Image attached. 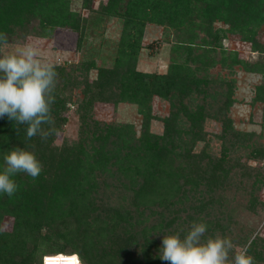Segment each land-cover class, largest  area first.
<instances>
[{"label":"trees","instance_id":"trees-1","mask_svg":"<svg viewBox=\"0 0 264 264\" xmlns=\"http://www.w3.org/2000/svg\"><path fill=\"white\" fill-rule=\"evenodd\" d=\"M68 2L0 0V33L6 34L8 41L21 38L34 20L37 27L31 26L38 33L63 25L80 29L68 10ZM254 5L253 0H107L98 16L110 12L123 19L121 49L114 66L98 69L92 83L71 78L63 67L54 66L58 76L51 114L65 110L64 93L71 82L83 84L84 100L78 107L82 136L54 149L45 142L27 140L26 134L14 135L16 130L8 129V117V123H0V171L5 152L14 147L34 152L43 166L36 179L24 173L12 177L18 185L12 197L0 194V221L4 214L11 215L14 221L9 233L0 229V264H41L39 254L51 252L79 253L84 264H165L159 258L160 247L157 248L154 238L161 243L165 234L179 232L183 237L192 221L207 225L205 237L229 232L234 223V207H227L232 197L224 193L235 176L240 183L248 181L250 170L245 164L231 162L228 152L249 149V157L264 159V145L256 142L253 146V134L232 128L223 116L228 97L225 101L224 97L221 102L217 100L216 109H211L207 98L213 101L215 96L207 94L206 77L196 78L186 66L190 59L203 68L213 63L204 58L206 50L190 57L187 51L193 49L188 42L180 45V49L186 50L184 62H172L161 75L139 73L133 65L138 37H133L129 30L140 32V25L148 20L172 22L176 28L187 31L195 27L204 34L195 45L204 48L219 45L218 31L212 29L215 21L228 24L227 31L253 25V20L247 23L245 17L248 19ZM263 10L261 6L253 16L257 24L263 19L258 15ZM192 13L194 22L188 18ZM248 31L240 33L241 37L253 40L249 35L253 33ZM252 45L259 52L253 62L236 59L235 53L219 61L225 63V59H230L245 71L264 75V46L254 40ZM153 95L169 103L168 115L161 119V135L148 131ZM259 97L264 100V82L257 88L256 98ZM96 99L135 103L142 116L140 136L134 137L130 125L92 120L90 110ZM205 117L220 122L219 157L206 152L202 130ZM199 142H203L204 148L196 153L193 149ZM105 158L114 161L109 160L112 163L108 166ZM114 164H119L115 177L123 182L114 199L105 198L103 189L97 192L101 185L94 180L95 173L108 171ZM259 176L258 172L253 176L251 189L264 182ZM257 203L256 198L249 199L248 208ZM251 233L246 232L235 242L248 245V255L259 264L264 261V255L257 251L263 239L257 233L247 243ZM42 244L46 247L42 248Z\"/></svg>","mask_w":264,"mask_h":264},{"label":"rangeland","instance_id":"rangeland-1","mask_svg":"<svg viewBox=\"0 0 264 264\" xmlns=\"http://www.w3.org/2000/svg\"><path fill=\"white\" fill-rule=\"evenodd\" d=\"M68 10L75 16V23L79 24L80 29L74 30L70 25L53 26L46 33H38L32 29L31 24L37 27V21L34 20L28 26V31L21 38L10 39V43L15 44H31L38 48L41 53V58L53 66L63 67L65 72L70 73V77L79 81L92 83L97 78L98 69H110L114 66L118 50L121 48V33L123 29L122 18L116 13L103 12L101 17L98 16L107 0H68ZM87 1V0H86ZM254 7L248 14L246 22L253 20L249 26L242 25L238 30L227 31L228 24L215 21L212 24V29L218 31L219 45L204 46L197 48L199 38L204 37V34L195 27H189V31L183 28H176L172 22H143L140 26L142 29L139 32L129 30L133 37H138L135 44L134 70L139 73L161 75L167 70V67L172 62H184L186 50L180 49V45H188L193 50H188L190 57H195L204 53V58L213 60V63L202 65L194 63L191 59L186 66L193 71L196 78L206 77L208 85L206 86L207 94L215 96V100L207 98L211 102V109H216L217 100L224 101L226 97V111L223 116L229 119L232 128L240 133L253 134L251 141L254 146L256 142L264 145V100L256 98L257 88L264 82V75L260 72H249L242 68V65L231 62L230 59H225V63H221V59L228 58L232 53L236 54V59L245 62H253L258 58V51L253 49V40L264 46V10L261 11L262 21L257 24L253 16L262 8H264V0H253ZM252 7L253 5L250 4ZM118 13V12H117ZM194 22V14L188 17ZM189 23V21H187ZM192 23V22H191ZM83 24L85 28H83ZM193 24V23H192ZM249 29V34L253 36V40L244 39L240 33ZM220 30V31H219ZM35 31V32H34ZM222 31V32H221ZM193 33L194 35H190ZM196 44V45H195ZM186 47V46H183ZM196 47V48H195ZM208 49V50H207ZM187 53V54H188ZM220 60V61H219ZM85 68L86 72L83 71ZM83 82V83H84ZM72 83V82H71ZM69 84V90L64 93L66 98L65 110L58 114H52L55 120L57 132L41 140L39 135L31 140L38 143H47L49 147L54 149L61 147L64 143L71 144L77 141L82 134L80 133V118L78 107L83 103L84 96L82 93L83 84ZM229 88L230 90H227ZM150 113L153 117L149 120L148 131L153 135H161L163 123L161 119L168 115L169 103L157 96L153 95L150 100ZM90 115L92 120L99 123H107L110 125L122 126L130 125L133 129L134 137L137 139L140 135L142 116L138 112V107L135 103L128 100L114 102L112 100L93 101ZM7 116L0 117V123H8L5 121ZM8 129L11 132L14 130V135L23 136L26 134L27 125L17 124L15 121L9 120ZM50 126L42 125V128L47 130ZM202 130L205 134V144L207 145L206 152L214 157H219L222 151V143L219 138L221 131L220 122L214 117H205L202 123ZM204 148L203 142L196 144L193 149L198 153ZM231 162H240L241 165H246L250 170V179L239 182L238 176L231 181L227 187L226 194L232 198L227 201V207H234L233 225L228 229L224 236L231 238L236 246H243L237 238L243 234L251 233L247 243L251 237L259 234L263 241L257 251L264 255V182L256 184L255 188H250L253 182V176L259 173V178L264 181V159L249 157V149L230 150L228 152ZM111 158H105L108 161V166L112 163ZM203 161V160H202ZM117 168L119 164L111 165L108 171L95 173L94 180L100 183L97 192L103 189L106 197L115 198L116 190L121 189L118 177ZM97 170V169H95ZM111 173V176L109 175ZM116 176V177H115ZM249 188L251 195H249ZM251 198L257 199V204L251 209L248 208V201ZM14 225L13 217L4 214L0 221V229L2 232L9 233ZM155 236V235H154ZM155 239V245L160 246V240ZM230 259L232 253L229 254ZM259 264H264L261 261Z\"/></svg>","mask_w":264,"mask_h":264},{"label":"clouds","instance_id":"clouds-1","mask_svg":"<svg viewBox=\"0 0 264 264\" xmlns=\"http://www.w3.org/2000/svg\"><path fill=\"white\" fill-rule=\"evenodd\" d=\"M57 76L55 67L41 58L38 48L31 44L13 45L6 34L0 33V117L7 116L17 124L27 125V140L39 135L46 141L57 132L51 114ZM44 124L50 127L45 130ZM5 153L0 194L12 197L18 190L12 177L24 173L36 179L43 166L34 152L24 148L14 147ZM206 232L204 222L192 221L183 237L179 232L162 235L160 260L165 264H255L254 258L248 255V245L236 246L231 238L220 234L205 237ZM39 255L41 264H84L76 252Z\"/></svg>","mask_w":264,"mask_h":264}]
</instances>
